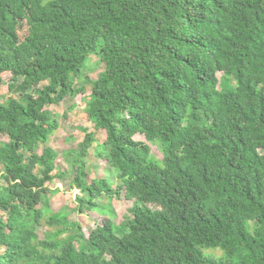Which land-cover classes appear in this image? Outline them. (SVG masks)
Here are the masks:
<instances>
[{
    "label": "trees",
    "instance_id": "1",
    "mask_svg": "<svg viewBox=\"0 0 264 264\" xmlns=\"http://www.w3.org/2000/svg\"><path fill=\"white\" fill-rule=\"evenodd\" d=\"M3 86L0 264H264V0H0ZM79 94L94 131L58 153L46 108ZM93 145L110 173L88 182ZM122 193L117 225L99 201ZM86 212L110 218L86 236Z\"/></svg>",
    "mask_w": 264,
    "mask_h": 264
},
{
    "label": "rangeland",
    "instance_id": "2",
    "mask_svg": "<svg viewBox=\"0 0 264 264\" xmlns=\"http://www.w3.org/2000/svg\"><path fill=\"white\" fill-rule=\"evenodd\" d=\"M27 34V29L23 28L19 32L20 39H23ZM98 60L96 57L92 56L90 58V62L88 64V69H86L84 75H88L90 79L96 80L98 74L103 70V65H99L96 67ZM218 78H221V74L217 75ZM9 76L5 77V81L9 80ZM90 94V89L87 87L86 97ZM6 86L0 88V102L4 101L7 97ZM84 95L79 94L74 99L67 98L58 106H50L47 107L46 110L51 111L56 114L59 122V128L52 134L49 139L47 146L51 147L54 151L58 153H62L68 150L76 149L78 144L83 140L84 131L87 129L89 132L94 131L93 125L88 121L87 116L84 112V103H83ZM75 105L76 107L73 110H70L71 107ZM96 138L98 142H102L105 139V133L103 131L95 132ZM135 141L144 142L145 138L142 135L134 136ZM7 142L5 137L0 138V145ZM151 153L157 159H161V153L156 149L155 146L149 145ZM95 145L91 148L89 152V157L85 159L86 162V171L88 175V182L93 179L107 178L110 169L106 166L105 162L102 160H98L94 156ZM57 169L66 174L64 179H55L52 184H49L48 187L50 190L59 189V192L55 195L48 194L50 208L53 212H58L62 209H65L68 213L73 211L76 207L75 197L79 195L78 190L70 188V181L72 178V173L70 169H68V164L65 160L60 156L57 160ZM56 173V172H55ZM112 180H114L113 176H111ZM113 187H117V184L113 183ZM101 206L108 207L111 206L113 209L115 216L112 218V221L115 224H120L124 221L125 216H128V210L132 206V202L127 201L124 198V194L122 193L119 197H114L111 200H108L106 197H102L99 201ZM105 208V210L107 209ZM1 215V213H0ZM108 214H100L98 212H86L85 214H77L71 213L69 215V220L78 222L82 231L86 236H89L92 230L95 229L97 225H103V222L109 219ZM44 228H42L39 232L40 238L43 237ZM47 231H49L47 229ZM62 237H65L64 235ZM207 255H211L214 257H221L222 253L219 250H208L205 251Z\"/></svg>",
    "mask_w": 264,
    "mask_h": 264
}]
</instances>
